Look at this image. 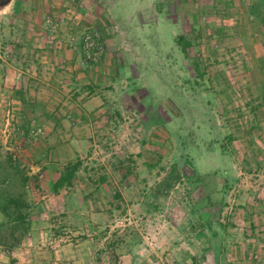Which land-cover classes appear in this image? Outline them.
<instances>
[{
    "label": "rangeland",
    "instance_id": "1",
    "mask_svg": "<svg viewBox=\"0 0 264 264\" xmlns=\"http://www.w3.org/2000/svg\"><path fill=\"white\" fill-rule=\"evenodd\" d=\"M253 1L127 0L122 14L139 2L140 27L104 36L107 0H0V186L23 193L29 223L0 264H264V27ZM87 21L128 56L113 58L124 63L115 80L85 77L93 90L76 100L68 72L57 74L70 43L93 31ZM94 93L104 104L88 114L79 104Z\"/></svg>",
    "mask_w": 264,
    "mask_h": 264
},
{
    "label": "crops",
    "instance_id": "2",
    "mask_svg": "<svg viewBox=\"0 0 264 264\" xmlns=\"http://www.w3.org/2000/svg\"><path fill=\"white\" fill-rule=\"evenodd\" d=\"M127 1V0H107V4L108 6L106 8L101 9V11L99 13L102 12V15L104 16V24L102 22V26H104V30H102L103 35L105 36V33L107 30H109V34L112 32H117V28L115 30H113L116 25L118 23L123 24L124 26H137L139 25V22H137L138 20V8H139V2H137V4H135V8H131V10H129L128 12H130L128 15L126 14H122V9L121 6L123 5V3ZM139 1V0H137ZM145 4L146 2H150V0H142ZM138 10V11H137ZM132 16V17H131ZM123 20H125V22H123ZM129 20V21H128ZM86 22V21H84ZM90 22V23H89ZM171 20H165L164 19V23H166V27L169 30V25H170ZM78 22H71L68 23V25L75 31L78 27ZM97 24V25H96ZM94 23L93 21H87V25L88 27L93 29V32L97 35H99L100 37V32L96 30H98V27L100 26L99 23ZM106 24V26H105ZM152 24H154V22L152 21ZM64 24H62L61 26H63ZM178 25H180L178 23ZM145 27H151V24L149 25V22H146V24L144 23ZM140 27V26H139ZM138 27V28H139ZM144 28V27H143ZM105 32V33H104ZM104 36H101V42L103 40V44H105L104 47V51H103V57L98 64L100 67H97L96 69H91L90 66H85L82 61L80 59L81 58V53L79 51L78 48V39H76L74 45V48L71 49L69 52L64 53V57L69 59V62H64L65 65L62 64V68L65 69L63 71H60L57 75H62L63 74H67L66 72H68V75L71 78V86H73L71 89L74 91L73 96L75 97L76 100H79V97L81 96V93H83V91H92L93 89H90L87 87L88 84L90 82L85 81L84 78L85 77H95V80H93V82H95L97 80V77L100 76L99 69L103 70L101 73L108 76L110 78V80L112 81L113 79L115 80L116 78L115 75L117 74L118 71L123 69V62L120 63V65L118 66V62H116L115 60H113V58H116L118 56V54H122L123 56H128V54L122 52V51H118V47L115 43L116 38L115 36H113L114 38H108V39H104ZM112 59V60H110ZM110 60V61H109ZM107 61V66H105L104 68L101 67L103 66V62ZM99 74V75H98ZM112 74V75H111ZM114 75V77H113ZM105 79V77H104ZM110 81V83H111ZM91 86V85H89ZM92 88V87H91ZM46 89H48L46 87ZM52 89V88H51ZM75 92H78V94H75ZM80 95V96H79ZM96 94H92L89 98H87V100H83L82 102H80L82 107H84L89 113L91 114V110L93 111L94 107H100L102 106V104H104V102H100V100H102L100 98L99 95L95 96ZM70 104L77 106V103L75 100L70 99ZM79 107V106H78ZM92 108V109H91ZM76 116H78L77 113V109L72 110L70 113L66 114V118H70L71 120H73ZM57 180V179H56Z\"/></svg>",
    "mask_w": 264,
    "mask_h": 264
},
{
    "label": "trees",
    "instance_id": "3",
    "mask_svg": "<svg viewBox=\"0 0 264 264\" xmlns=\"http://www.w3.org/2000/svg\"><path fill=\"white\" fill-rule=\"evenodd\" d=\"M249 14L264 27V0H254L249 7ZM262 102L264 103V93ZM79 166L80 164L76 162L74 164L69 163L63 168L62 173L53 183V191L55 193L59 189L71 185ZM10 169L15 177L19 176L21 187H24L29 180L28 177L18 171V169L12 167ZM12 182L11 175H7L6 185L10 186ZM27 208L23 193L11 192L7 190V186H0V214L6 221L5 223H0V228L8 226L5 229L6 233L0 234V247L11 249L26 234L29 229ZM19 230H21V235L17 238L15 233Z\"/></svg>",
    "mask_w": 264,
    "mask_h": 264
},
{
    "label": "built area",
    "instance_id": "4",
    "mask_svg": "<svg viewBox=\"0 0 264 264\" xmlns=\"http://www.w3.org/2000/svg\"><path fill=\"white\" fill-rule=\"evenodd\" d=\"M73 42L75 43V41ZM70 45H73V43L71 42ZM78 47L84 60L90 64L98 63L104 51L103 43L99 36L89 30L81 33L78 40Z\"/></svg>",
    "mask_w": 264,
    "mask_h": 264
},
{
    "label": "clouds",
    "instance_id": "5",
    "mask_svg": "<svg viewBox=\"0 0 264 264\" xmlns=\"http://www.w3.org/2000/svg\"><path fill=\"white\" fill-rule=\"evenodd\" d=\"M10 7H11V6H9V8H10ZM8 10H9L8 8L4 9L3 12H0V15L6 13Z\"/></svg>",
    "mask_w": 264,
    "mask_h": 264
}]
</instances>
